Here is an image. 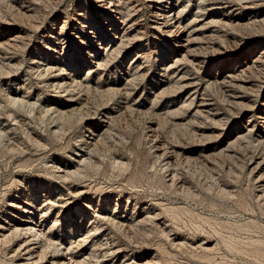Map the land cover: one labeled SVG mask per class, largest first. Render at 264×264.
Segmentation results:
<instances>
[{
    "label": "rangeland",
    "instance_id": "rangeland-1",
    "mask_svg": "<svg viewBox=\"0 0 264 264\" xmlns=\"http://www.w3.org/2000/svg\"><path fill=\"white\" fill-rule=\"evenodd\" d=\"M170 1L188 51L146 0H0V264L26 205L72 264H264V0Z\"/></svg>",
    "mask_w": 264,
    "mask_h": 264
},
{
    "label": "bare ground",
    "instance_id": "bare-ground-1",
    "mask_svg": "<svg viewBox=\"0 0 264 264\" xmlns=\"http://www.w3.org/2000/svg\"><path fill=\"white\" fill-rule=\"evenodd\" d=\"M99 1H104V0H99ZM146 1H147V6L149 7L148 10L151 13V15L153 17L157 18V20H159L158 30L160 29V32L162 31L163 33H167L168 35H170L169 32H171V30H169L170 29L169 27L172 26L175 29H178L179 28L178 31L173 36H176L178 45L181 46L182 48H184L185 50H187V48L189 47V44H190V37H188L187 34L185 36L184 30L183 29H180L181 23H182V19H181L182 18V14H181V11L179 9L180 4L179 3L178 4L177 3H172L170 0H146ZM107 3H109V1H107ZM110 6H114V4H112ZM113 12H118V11L116 9H114ZM191 39H192V37H191ZM95 44H97L96 45V49L97 50H102V51L106 50V52H107L106 55H104L101 58L103 60V62L108 61L109 60L108 58L110 56H112L113 54H119L120 51H121L119 44L116 45L113 49H110V47L107 49L108 44H106L104 46V42L103 43H100V41H97ZM48 45H47V49L50 50V51L51 50L54 51V49H51V47H49ZM261 56L262 55H260V57ZM261 59H263V58H261ZM1 63H2V61H1ZM96 63L98 64L99 62H96ZM101 63H102V61H101ZM48 66H49V64H48ZM48 66H47V69H51ZM55 68L57 70H62L61 71L62 72L61 74L62 75H65V77L64 78H59L58 80H55L56 79L55 78L54 79L55 81H52L53 79H51V78H48V79L46 78L45 81L49 84V86H51V87H53L55 89L56 88L61 89L62 91H69V90L73 91L76 88V90H77L76 92H79L81 90L83 91L84 89L87 90L89 88V86H88L89 84L88 83L81 82V80L77 76H74V75L73 76H70L69 72H66V68H61V67H58V66L57 67L55 66ZM226 77H227V74H225L224 72H221V73L216 74L214 78H215V80H220L221 79V80L224 81V79ZM17 101H19V103L21 102L17 97H14L13 100H12V102H14V103H17ZM62 108L63 107L53 108L54 109L53 112L59 111V113L61 112V115H70V114H72V111H70V110H64ZM67 120H68V118H67ZM84 127H86V128H85V130H82L81 131V135L79 136L81 138L79 140H80V142H82V145L83 144L84 145L85 144L86 145L88 144L89 146L90 145H93V143L96 141L94 131L92 129L88 128L87 127V124H85ZM89 146H87V147H89ZM152 146L154 148L153 154H154L156 160H158V158H160V157H163V155L165 154L166 151L164 153L161 152L159 154L158 153V149H159L158 145H152ZM82 155L83 154H80L79 157L82 156ZM79 160H81V158H79ZM82 160H84V159H82ZM164 166H165V169H167L169 167V162L168 161H165L163 167ZM171 179L172 178H170V181H171ZM173 183H174V181H171L170 184H173ZM31 209L32 208L29 205L24 206L23 207V210H21V211H22L23 214L25 213V215L22 216L23 218H20L22 224H19L18 226L17 225H14V226L10 227V230H9V231H11L10 233H12L14 235H16V234L18 236L20 235L22 237V240H23V243L22 244H19V246H18V249L19 250L21 249V251H22L21 252L22 254H20V255H22L20 257V259L22 260V262L20 264H42L44 257H46V255H49V252H48L49 248L51 249V251L49 250L51 252L50 255H49V258L51 259L50 262H49V264H72L73 263V260H72L73 254H72V251L70 250L71 243H68V244L65 243L64 244L63 241H60V243H57V241L54 240L53 236H51L49 230L44 231L43 228L41 229V226H42L41 221H39V220L38 221H34V219H33V211ZM1 227H3V226H1ZM7 235L8 234L1 233L0 234V237L6 238L5 240H7V237H6ZM2 242H4V239L1 240V243ZM60 245H62V247L59 249V247H57V246H60ZM22 246H23V248H22ZM19 250H17V251H19ZM47 252H48V254H47Z\"/></svg>",
    "mask_w": 264,
    "mask_h": 264
}]
</instances>
